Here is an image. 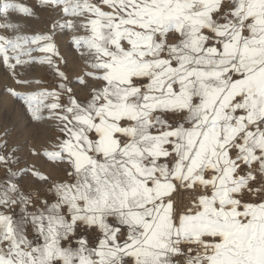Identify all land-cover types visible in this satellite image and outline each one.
<instances>
[{
    "label": "snow or ice",
    "instance_id": "snow-or-ice-1",
    "mask_svg": "<svg viewBox=\"0 0 264 264\" xmlns=\"http://www.w3.org/2000/svg\"><path fill=\"white\" fill-rule=\"evenodd\" d=\"M37 7L0 0V264H264V0Z\"/></svg>",
    "mask_w": 264,
    "mask_h": 264
},
{
    "label": "rangeland",
    "instance_id": "rangeland-1",
    "mask_svg": "<svg viewBox=\"0 0 264 264\" xmlns=\"http://www.w3.org/2000/svg\"><path fill=\"white\" fill-rule=\"evenodd\" d=\"M17 2L24 3V4H27L33 7L34 10L37 11V14L39 16V19L21 18L19 22L21 24L27 25L26 28L22 29V31L25 34H32L33 32H36V31H44L46 27L48 26V24L50 23L51 17L48 12L42 11L37 7V0H17ZM67 50H68V37L65 36L64 41L61 44V53L66 54ZM69 58L70 60L72 59L71 57ZM81 69H82V63L79 61H76V64L74 66V71L80 72ZM28 77L29 78L39 77L45 80L50 79L49 75L43 70H37L33 73H29ZM5 85L17 87L19 91H24L23 88H19L18 86L14 85V83L8 77V74L5 71V69L2 66H0V110H2L4 107L11 108V106L13 105V100L9 97ZM23 156L27 164H37L38 166L41 165V161L39 159L28 156L26 152L23 154ZM21 166H23V164ZM0 175H2V173H0Z\"/></svg>",
    "mask_w": 264,
    "mask_h": 264
}]
</instances>
